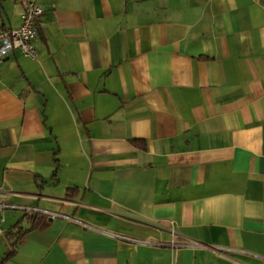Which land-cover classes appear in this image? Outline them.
I'll use <instances>...</instances> for the list:
<instances>
[{
    "label": "crops",
    "instance_id": "0c3cea01",
    "mask_svg": "<svg viewBox=\"0 0 264 264\" xmlns=\"http://www.w3.org/2000/svg\"><path fill=\"white\" fill-rule=\"evenodd\" d=\"M28 1L37 58L0 65V264H264V0Z\"/></svg>",
    "mask_w": 264,
    "mask_h": 264
},
{
    "label": "built area",
    "instance_id": "2783aa9c",
    "mask_svg": "<svg viewBox=\"0 0 264 264\" xmlns=\"http://www.w3.org/2000/svg\"><path fill=\"white\" fill-rule=\"evenodd\" d=\"M22 8L21 24L17 28L5 27L0 18V65L5 58L13 52H18L30 59L37 58L35 39L37 36V18L43 14V8L33 1L17 0ZM5 208V206H0ZM26 213L37 211L35 209L23 208ZM1 234V230H0ZM180 246V245H179ZM216 251L226 250L215 248Z\"/></svg>",
    "mask_w": 264,
    "mask_h": 264
},
{
    "label": "trees",
    "instance_id": "16d2710c",
    "mask_svg": "<svg viewBox=\"0 0 264 264\" xmlns=\"http://www.w3.org/2000/svg\"><path fill=\"white\" fill-rule=\"evenodd\" d=\"M4 1H6V0H0V10H1V7H2V3H3ZM28 220L30 221V223H31V225H32L33 227L36 226L37 218H35V217H29ZM18 229H20V230L18 231L19 233H17V234L23 235L24 232H23V234L21 233L22 230H21V227H20V226L18 227Z\"/></svg>",
    "mask_w": 264,
    "mask_h": 264
}]
</instances>
